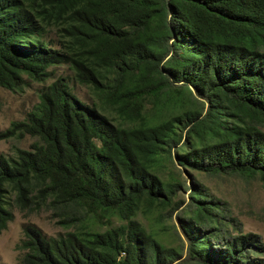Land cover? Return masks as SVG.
<instances>
[{"label":"trees","instance_id":"1","mask_svg":"<svg viewBox=\"0 0 264 264\" xmlns=\"http://www.w3.org/2000/svg\"><path fill=\"white\" fill-rule=\"evenodd\" d=\"M58 65L90 102L57 76L0 129L34 138L0 152V231L13 208L65 228L26 225L20 264H264L260 237L181 176L264 183V0H0V87ZM172 212L178 248L152 227Z\"/></svg>","mask_w":264,"mask_h":264},{"label":"rangeland","instance_id":"2","mask_svg":"<svg viewBox=\"0 0 264 264\" xmlns=\"http://www.w3.org/2000/svg\"><path fill=\"white\" fill-rule=\"evenodd\" d=\"M63 77L70 91L81 101L89 103V93L85 86L73 81L71 72L65 65L52 67L51 74L42 82L28 81L21 93H13L0 87V129L5 128L10 121L22 119L26 112L37 102V94L41 88L49 84L56 77ZM264 130V128H263ZM34 138L24 135L19 139L0 140V152L10 153L13 147L28 148ZM185 184L191 188L190 181L201 182L206 189L220 199L226 201L229 214L239 223L241 233L257 234L264 242V183L258 179H245L239 176L228 178L214 175H206L190 169H184L181 173ZM189 190H179L176 199H187ZM175 212L166 217L163 222L153 224V228L158 233V238L167 246H180L182 236L177 230L179 237L171 225L177 226ZM136 219L143 225H148L147 220L137 213ZM111 223L116 224L118 220L111 218ZM26 225H33L43 234L50 236L63 232V228L56 222V218L50 215V211L40 209L36 212L25 214L12 209V218L0 231V264H20L19 257L21 251L17 248L23 238V228ZM109 226L102 219L94 222V227L102 230ZM237 232V231H234ZM180 257L179 259H181ZM178 259V260H179Z\"/></svg>","mask_w":264,"mask_h":264}]
</instances>
